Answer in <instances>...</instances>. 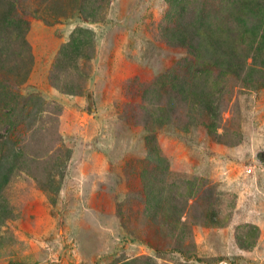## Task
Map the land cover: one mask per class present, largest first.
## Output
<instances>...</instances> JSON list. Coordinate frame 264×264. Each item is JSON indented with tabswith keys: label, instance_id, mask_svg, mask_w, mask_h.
Returning <instances> with one entry per match:
<instances>
[{
	"label": "rangeland",
	"instance_id": "374dc122",
	"mask_svg": "<svg viewBox=\"0 0 264 264\" xmlns=\"http://www.w3.org/2000/svg\"><path fill=\"white\" fill-rule=\"evenodd\" d=\"M18 1L0 0V264H264V88L197 72L165 0L93 21L83 0Z\"/></svg>",
	"mask_w": 264,
	"mask_h": 264
},
{
	"label": "trees",
	"instance_id": "16d2710c",
	"mask_svg": "<svg viewBox=\"0 0 264 264\" xmlns=\"http://www.w3.org/2000/svg\"><path fill=\"white\" fill-rule=\"evenodd\" d=\"M9 1L11 0H4L12 4V7L19 2ZM165 1L168 9L164 20L170 25L164 29V35L171 45L186 48L194 56L197 72L207 74L208 70L216 69L222 77L234 78L252 88H264V0ZM81 2L84 19L87 20L90 16L89 20L93 21L100 11L98 6L107 4L108 0ZM214 2L215 5L212 4ZM10 14L11 11H8L1 18L3 26H12ZM76 48L77 51L80 50L77 44ZM190 87L192 85L188 79L183 83L175 82L173 89L176 91L175 95L180 97V102L191 94ZM189 100L190 103L186 105L188 114L191 116V111L195 109L207 114L211 120L209 132L220 140L217 127L220 114L214 107L215 101L207 93H193ZM182 107L181 109L184 108ZM5 115L14 128L23 124L21 117L13 119L11 112ZM148 187L146 195L151 198L150 202L157 204L159 195L152 191L155 186L148 184ZM196 189L191 187L187 191L188 202L197 200L199 192ZM212 218V222H217V218Z\"/></svg>",
	"mask_w": 264,
	"mask_h": 264
}]
</instances>
